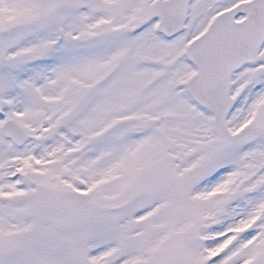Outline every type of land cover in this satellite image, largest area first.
I'll use <instances>...</instances> for the list:
<instances>
[{
	"label": "snow or ice",
	"instance_id": "6c2138e0",
	"mask_svg": "<svg viewBox=\"0 0 264 264\" xmlns=\"http://www.w3.org/2000/svg\"><path fill=\"white\" fill-rule=\"evenodd\" d=\"M0 264H264V0H0Z\"/></svg>",
	"mask_w": 264,
	"mask_h": 264
}]
</instances>
